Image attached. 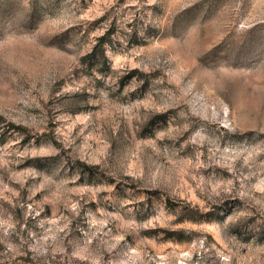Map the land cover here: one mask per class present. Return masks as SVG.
Returning a JSON list of instances; mask_svg holds the SVG:
<instances>
[{"label":"rangeland","instance_id":"obj_1","mask_svg":"<svg viewBox=\"0 0 264 264\" xmlns=\"http://www.w3.org/2000/svg\"><path fill=\"white\" fill-rule=\"evenodd\" d=\"M0 264H264V0H0Z\"/></svg>","mask_w":264,"mask_h":264},{"label":"trees","instance_id":"obj_2","mask_svg":"<svg viewBox=\"0 0 264 264\" xmlns=\"http://www.w3.org/2000/svg\"><path fill=\"white\" fill-rule=\"evenodd\" d=\"M100 40H104V38L102 37V38H100ZM101 44H102V42H101Z\"/></svg>","mask_w":264,"mask_h":264}]
</instances>
